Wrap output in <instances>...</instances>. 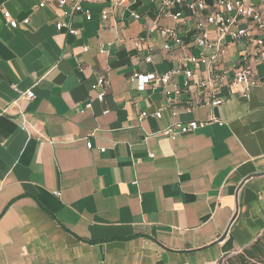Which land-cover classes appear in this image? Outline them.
Wrapping results in <instances>:
<instances>
[{
    "label": "crops",
    "instance_id": "0c3cea01",
    "mask_svg": "<svg viewBox=\"0 0 264 264\" xmlns=\"http://www.w3.org/2000/svg\"><path fill=\"white\" fill-rule=\"evenodd\" d=\"M39 1L0 0V264H219L251 245L264 230V68L247 100L167 102L129 77L175 72L167 89L182 87L197 54L184 7L172 8L174 24L155 0H92L85 21ZM57 21L76 34L57 33ZM151 25L176 28L186 45L165 54L153 33L145 63L135 41ZM244 48L228 47V83ZM100 77L103 102L90 90ZM14 88L34 99L14 104ZM190 122L192 133L162 134Z\"/></svg>",
    "mask_w": 264,
    "mask_h": 264
},
{
    "label": "built area",
    "instance_id": "2783aa9c",
    "mask_svg": "<svg viewBox=\"0 0 264 264\" xmlns=\"http://www.w3.org/2000/svg\"><path fill=\"white\" fill-rule=\"evenodd\" d=\"M155 1L160 4L159 16L170 19L174 24L181 21V14L172 13L173 7H184L189 12L190 18L194 21V31L190 39L192 47L197 49V54L187 57L186 61L191 65V68L182 71L184 82L178 90L167 89L170 78L175 72L163 75L133 73L129 77V81L136 82L140 91L147 86L151 91L162 89L167 102L182 95H193L196 98L205 96L208 105L214 108L221 106L229 95L235 94L241 99H249L252 89L259 84L256 69L264 68V0H211L210 3L207 0ZM90 2L92 0H40L38 7L44 8L47 5L55 4L63 15L80 14L85 21H90L91 12L83 7L84 3ZM2 16L10 28H17L18 23L11 18L9 12L2 11ZM130 16L135 20L141 18L135 13ZM106 18V13H101V19L106 20ZM27 23V19L22 21L23 25ZM55 30L57 33L65 31L68 35L76 34L74 29L61 21L55 23ZM153 33H156V36L164 41L162 52L165 54L170 53L173 47L186 45L176 28L151 25L146 28L144 36L135 41L137 48L141 47L142 43L147 44L145 63H151V56L155 51L153 44L150 43ZM235 43H243L245 48L238 53L233 65L234 79L228 83L225 62L228 47ZM87 50V47L83 48L84 52ZM100 52L103 53V51ZM223 88L227 89L226 93L218 95V91ZM90 90L95 92V99L98 102H103L106 95L105 79L103 77L98 78L95 83L91 84ZM14 91L18 94V99L14 104L18 101L34 99L30 90L20 92L14 88ZM89 109L90 103H87L80 111ZM146 116L147 113L143 111L139 117L144 118ZM153 116L160 119L162 110L156 111ZM22 123L25 129L23 119ZM197 128L196 122L177 123L165 129L162 134L174 140L178 134L192 133ZM86 148L89 150L92 148L90 142L86 144ZM100 152H104V149H100ZM56 196L59 197L60 194L56 193Z\"/></svg>",
    "mask_w": 264,
    "mask_h": 264
},
{
    "label": "trees",
    "instance_id": "16d2710c",
    "mask_svg": "<svg viewBox=\"0 0 264 264\" xmlns=\"http://www.w3.org/2000/svg\"><path fill=\"white\" fill-rule=\"evenodd\" d=\"M236 254L241 264H264V230L251 245Z\"/></svg>",
    "mask_w": 264,
    "mask_h": 264
},
{
    "label": "rangeland",
    "instance_id": "374dc122",
    "mask_svg": "<svg viewBox=\"0 0 264 264\" xmlns=\"http://www.w3.org/2000/svg\"><path fill=\"white\" fill-rule=\"evenodd\" d=\"M236 253L235 255L232 254L229 257L223 259V261L221 262V264H241L239 259L236 257Z\"/></svg>",
    "mask_w": 264,
    "mask_h": 264
}]
</instances>
